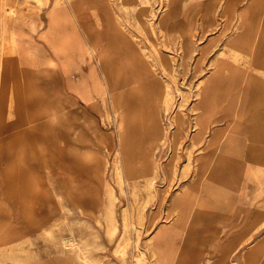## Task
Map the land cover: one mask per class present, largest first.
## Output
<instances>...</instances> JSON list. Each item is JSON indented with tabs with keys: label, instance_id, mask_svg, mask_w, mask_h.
<instances>
[{
	"label": "rangeland",
	"instance_id": "374dc122",
	"mask_svg": "<svg viewBox=\"0 0 264 264\" xmlns=\"http://www.w3.org/2000/svg\"><path fill=\"white\" fill-rule=\"evenodd\" d=\"M55 1L3 0L16 33L0 106L20 127L0 130V162L25 144L47 175L45 224L4 249L45 264H264V0H59L60 35L46 40ZM108 7L129 41L116 78L99 63ZM31 24L46 29L31 37ZM30 90L36 111L72 126L63 143L23 124Z\"/></svg>",
	"mask_w": 264,
	"mask_h": 264
},
{
	"label": "crops",
	"instance_id": "0c3cea01",
	"mask_svg": "<svg viewBox=\"0 0 264 264\" xmlns=\"http://www.w3.org/2000/svg\"><path fill=\"white\" fill-rule=\"evenodd\" d=\"M3 8V0H0V83H6L12 79V75L10 76L9 72L4 73L2 71V67L4 66V50L8 46L7 43L8 39H10V34L16 33L15 21H12L10 25L7 21L9 18L6 19V22L4 21ZM45 29L46 26L42 29L39 28V30L36 32H30L29 28L23 26L22 30L25 33H29V35L31 33V37H33L39 36L45 31ZM79 34L83 40L84 36L81 33ZM25 39L27 45L32 48L33 45L28 44L27 37ZM84 43L88 45L86 41ZM40 45H42L44 49H49L46 42L42 39ZM28 46L21 47V49H25ZM21 53L23 55L24 52H20V56ZM27 67L25 71H23L22 67H19L21 71L19 76L21 77L22 81H25V83L28 84L26 79V76L28 74H25L28 71ZM24 75L26 80L23 79ZM58 91L67 93L64 88H62V90L59 89ZM0 94L2 95V90L0 91ZM31 94L32 90H30L27 95L24 94V98L25 96H27L26 98H28V100H24V102L27 103L29 101V105L25 104L23 105L24 107H20L21 110L23 109V124H27L31 128H35V126L39 124L38 128H42V130H52L54 128L58 129V136L60 137V140L62 139L61 142L63 143V138L62 136H60V131L72 128V126H68V123L65 121V119L62 118L61 112L49 113L44 109H39L36 111L35 108H37V106L30 105ZM6 95L9 96V93L7 92ZM15 109L18 108L10 105L0 106V130L8 131L20 127L15 126L16 118H18L16 117V114L17 112H19H16ZM35 114H37L38 116H34ZM20 121L21 118L18 120V122ZM51 121H58L59 123H56V126L50 128L48 125ZM41 124H43L42 127ZM67 134L65 135V138L67 140H72V137H68ZM44 135L46 137V134H44L43 132L42 137H44ZM28 137L31 138L33 137V135L28 134ZM59 137L57 138L59 139ZM11 152L12 159H8L9 152L5 151L1 154L2 163L0 162V164H3V166H5L4 169H0V177H2V179H0V258H30V251H28L26 255H24L23 253L25 251H22L23 255H20L21 250L15 252V250L12 251L4 248L13 245L16 239L18 240L22 237H24L25 239V235H28L27 233L31 229V226H41L45 224V218L41 216L42 211L47 209V194H45V188L47 187V175L46 170H44L45 160H43L41 154L35 153V150L33 151L31 148H29V146H25V144L17 149L13 148ZM24 231H26V234H24ZM33 256L37 257L32 259L30 258L24 263L45 264L42 254Z\"/></svg>",
	"mask_w": 264,
	"mask_h": 264
},
{
	"label": "bare ground",
	"instance_id": "6f19581e",
	"mask_svg": "<svg viewBox=\"0 0 264 264\" xmlns=\"http://www.w3.org/2000/svg\"><path fill=\"white\" fill-rule=\"evenodd\" d=\"M69 2L73 5V7H76L77 4L80 2V0H69ZM63 8L62 6V3H59V0H56L55 1V5H54V8L52 10V16H51V21L49 23V26L47 27L46 31L44 32V38L46 40L50 39L51 37H53V35L57 32H59V28H60V22L61 20L59 21V18H58V15L61 11V9ZM64 9V8H63ZM106 9V8H105ZM63 12V11H62ZM66 13V12H65ZM62 14V13H61ZM60 14V15H61ZM210 16L211 15V12H207L206 13V16ZM66 16V15H65ZM106 16H107V22H108V29H107V35H106V40H105V50L99 55V63L102 65V68H103V71L106 75H113L114 78L117 77V75L120 73L121 71V68L123 67V64H120L119 62H125L126 64L128 63L127 62V56L125 55H122V52L125 51V52H128V48H127V45H128V39H125L124 41L121 40L119 42H117V39L115 40L114 37L115 35L117 36V29H118V26L116 25V22L112 16V13L109 9V7L107 8L106 10ZM66 18V17H64ZM63 18V19H64ZM99 20V18H97ZM65 20V19H64ZM66 22V21H65ZM64 25V23H63ZM62 26V25H61ZM69 26L70 23H69ZM92 26V25H91ZM66 27V26H65ZM65 27H63V29H65ZM90 27V26H89ZM31 32H34L36 30V27L31 24ZM61 29V28H60ZM73 29V28H72ZM62 31V30H61ZM72 31V30H71ZM60 35V33H57ZM56 34V35H57ZM13 35V34H12ZM55 35V36H56ZM63 35V34H62ZM64 35H65V32H64ZM67 35V34H66ZM65 35V36H66ZM73 36V35H71ZM58 37V36H57ZM70 37V36H69ZM75 37V36H74ZM72 38V37H71ZM59 39V38H58ZM65 39V38H64ZM63 39V40H64ZM75 40V39H74ZM56 41H59V40H56ZM61 41V40H60ZM68 41H70L68 39ZM12 42V41H11ZM67 42V40H66ZM74 42V41H73ZM72 42V43H73ZM61 42H59L58 44H60ZM63 43V42H62ZM74 45H76L74 43ZM59 47H62L63 49V45H59ZM69 47V46H68ZM79 47V46H78ZM95 48V46H94ZM69 49V48H68ZM65 50V49H64ZM67 51V50H66ZM69 51V50H68ZM67 53V52H66ZM127 54V53H126ZM109 60H108V58ZM110 61V63H109ZM23 69V68H22ZM25 71V70H24ZM238 71V70H237ZM90 77L92 80H96V74H95V70L94 68L91 69V72H90ZM24 90V89H23ZM124 90V89H123ZM121 91V89L119 90ZM83 98L86 99V101L89 103V104H92L93 103V100L92 98H90V96L88 94H84V96H82ZM125 110H127V108H125ZM28 127V126H27ZM75 184H77L76 182H74V180L70 181V185L73 187ZM21 188V187H20ZM76 191V190H75ZM69 196V195H68ZM258 253L256 252V255ZM257 259V258H253V259H250L248 260L249 261V264H253L254 263V260Z\"/></svg>",
	"mask_w": 264,
	"mask_h": 264
}]
</instances>
